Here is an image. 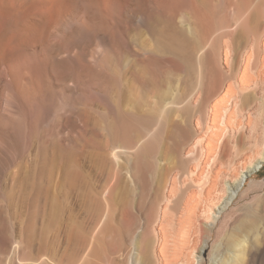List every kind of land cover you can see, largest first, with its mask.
Masks as SVG:
<instances>
[{
    "label": "bare ground",
    "instance_id": "6f19581e",
    "mask_svg": "<svg viewBox=\"0 0 264 264\" xmlns=\"http://www.w3.org/2000/svg\"><path fill=\"white\" fill-rule=\"evenodd\" d=\"M142 9L146 11L142 20L154 36L153 43L138 49L135 40L130 51L145 55L150 63L162 59L173 75L185 74L183 87L178 91L174 84L176 93L170 98L171 104L183 102L179 111L189 115L178 128L173 127L177 123L169 121L173 134L177 128L175 135L169 134L177 138L171 143L172 151L182 157L183 171L173 172L161 181V190L149 206L152 215L147 230L151 236H145L134 259L139 264H204L207 260L209 264H264V209L252 212L254 218L262 221L254 234L228 242L220 257L218 247L214 248L217 254L212 249L208 258L204 253L222 212L248 193V189L240 192L246 174L264 161V0H0V225L4 229L0 233V264H15L28 258H20L18 246L11 247L9 226L17 224V219L38 224L34 238L29 237L34 246H41L50 229L57 226L63 207L58 199L62 194L46 189V176H55L60 158L69 153L66 145L58 147L53 135L34 128L31 121L20 132L14 113L21 111L28 116L49 91L52 81L71 90L75 77L87 71L81 72L76 65V42L99 30L120 34V22ZM114 74L122 82L115 91L119 95L139 91L134 90L133 82H141V78L132 64ZM124 79L129 84L123 85ZM141 102L136 103L137 107ZM156 106L159 108L152 107L146 117L133 112L140 127L163 111L160 103ZM69 111L65 116L70 123H85ZM170 112L171 109L164 112L158 130L148 135L136 153L134 175L150 167L146 156L157 150L152 144L156 136L165 130L167 133ZM128 121L119 122L125 125L123 130L130 125ZM245 147L251 148V153L236 159ZM192 160L197 161L191 164ZM226 160L229 166L223 168ZM91 197L98 202L94 216L89 218V233L101 222L104 205L109 203L106 199L101 204L99 201L105 197L97 194ZM130 200H126L124 209L132 218L135 215ZM106 223L105 219L96 233H101ZM132 233L133 227H127L124 240L132 239ZM91 238L76 246V252H83L82 255L88 249L81 264H96V260L100 264H129V247L120 237ZM89 255L97 259L92 262ZM40 264L48 263L45 259Z\"/></svg>",
    "mask_w": 264,
    "mask_h": 264
},
{
    "label": "rangeland",
    "instance_id": "374dc122",
    "mask_svg": "<svg viewBox=\"0 0 264 264\" xmlns=\"http://www.w3.org/2000/svg\"><path fill=\"white\" fill-rule=\"evenodd\" d=\"M141 11L143 12L139 10L137 14H132L131 18H127V21L123 19L122 22L124 21L123 23L126 26L120 22V34H113V30L110 33L106 30H99L98 33L90 34L86 39H79L76 42L75 52L78 53L75 56L76 65L81 68V72L82 69L87 71L85 74L82 72V77L80 76L82 80L79 76L75 77L71 90L52 81L48 85L49 91L46 92L48 94L44 93L43 99L30 114H27L28 116L23 115L21 111L14 113V116H17V118H14L20 132H23L26 122L31 121L34 128H39L41 131L45 130L46 132H44L49 133L50 136L53 135V139L59 145L58 147L64 148L66 145L69 148V153L66 155L68 157L64 156L60 158L61 161L59 160L57 174L53 177L46 176V189H51V192L58 191L62 194L58 199L59 204L63 206L59 219L61 222L58 221L57 226H53L52 230L50 229L52 234L49 231L41 246H34V241L29 240V237L34 238V229L38 226L35 221L17 219V224L12 228L9 226V233L12 234L11 247L18 246L20 258L23 255L28 256L24 261L22 259L21 262L17 260L15 264H40L45 259L48 264H81L88 249L82 255L83 252H76V246L79 247L82 244L81 241H85L86 238L92 237L94 240L95 238H106L107 235L115 238L120 237L125 245L127 244L126 246L129 247L128 250L130 251L129 257L127 256V263L139 264L134 258L139 253L138 249L141 247L145 236L148 234L151 236L150 230H147L150 229L149 225L152 215V208H149L150 201L160 192L162 186L160 183L165 181L164 178L166 176L169 177L171 173L178 170L183 171L181 167L182 157H178L179 152L176 155L172 151L173 146L171 143L175 142L177 138L175 140L171 136L173 134L171 131L173 130H169L170 126H172L169 121L174 124L177 123L173 127L176 126L178 128V126L184 124L189 115L186 111H179L183 106V102L171 104L170 98L172 93H176L175 85L178 87L177 90L183 87L181 80H184L182 78L185 74L180 71L181 73L173 75L174 72L165 67V62L162 59L155 60L157 65L155 61L151 62V64L144 57L145 55H134V52L130 51L132 49L131 45L135 40H138V49H143L146 44L151 45L153 43L154 36L152 37L151 32L146 29L147 23L142 20V14L145 13V16L146 11L144 9ZM124 29L126 31H123ZM129 64L134 66L136 73L141 78V82H139V79H137L138 81L135 80L133 83L136 89L134 88V90L139 88V91H135L134 94L131 93L132 95H129V93L128 95L123 94L124 97L115 92L118 86L122 85V82L117 79L114 71L125 70V68L129 67ZM85 75L87 77H84ZM104 75L107 80H105ZM175 76H178L176 78L180 80H176ZM173 79L176 81L174 82ZM126 81L127 79L123 80V85L129 84ZM176 83H179L178 86ZM139 102H141L140 107L144 106L143 108L137 107L136 103ZM157 102L160 103L163 111L164 107L165 111L171 109L165 126L167 133L165 130L152 141L153 146L156 144L157 150L146 156L150 167L145 172L134 175L133 171H135L136 165L134 162L137 160L135 159L137 157L136 153L145 141L149 139L148 135L158 130L160 121L163 122L162 116L165 111H158L154 119L145 127H140L139 122L133 116V112L135 111V114L138 112L137 114L139 115L142 113L141 115L146 117L151 114L153 108H159V106H156ZM69 110L74 114L76 113L75 115L80 117L85 123L71 122L72 125L65 116L67 112H70ZM59 112H62V114ZM123 115H126V117ZM196 116L197 114L194 117ZM122 117L125 119L123 120ZM119 118L122 119L120 120L121 123H124L126 119L127 121L129 120L130 125L126 130H123L122 126L125 127V125L121 126ZM173 127L170 129H173ZM175 128L173 135L176 134L175 131L177 132V128ZM204 130L205 125L202 124L201 133ZM169 133L172 134L170 135ZM193 136L194 134L189 138V140L191 139L190 141H192ZM186 139H184L183 143L186 142ZM245 148L239 150L238 156H235L236 159L247 157L251 153V148ZM200 156L201 154L199 153L197 159ZM178 160L179 162H177ZM185 160L187 159L185 158ZM196 161L192 160L190 163L192 164ZM261 163L263 164L259 165L258 168L246 174L245 184L240 191L242 193L248 189L246 196L242 199H235L222 212L220 221L215 227L209 245L204 252L207 258L215 247H218V257L222 256V253L225 252V245L232 244V241L241 236L252 235L260 228L262 221L254 218L252 212L255 209H264V162L262 161ZM67 165L69 166L67 167ZM228 166V161H223L222 167L227 168ZM183 168L185 169V166ZM170 169L173 170L170 171ZM109 193L111 195L110 198L108 197ZM92 194H97L100 198L105 197L99 201L101 204L104 205L106 199L109 203L107 207L104 205V210L100 217L101 222L98 223L97 228L93 229L92 233H89V218L94 216L97 208L96 202H98L91 197ZM129 198L132 199L130 201L132 202V211L135 215L132 218L129 217L126 209H124L126 208V200ZM2 213L0 212V218ZM105 219L107 223L103 231L96 233L97 230L102 229L100 227ZM129 223H132V225H129ZM111 226L113 227L111 228ZM126 226L128 228L130 226L133 227V233L130 237H133V242L128 237H125L124 240L123 233L126 231ZM3 230V226L0 225V233ZM53 233H55V237H53ZM217 244L218 246H216ZM217 250L214 249L216 254ZM89 259L97 258L92 255ZM95 263L100 264L99 260H96ZM204 264H209V261L207 260Z\"/></svg>",
    "mask_w": 264,
    "mask_h": 264
},
{
    "label": "water",
    "instance_id": "95a60500",
    "mask_svg": "<svg viewBox=\"0 0 264 264\" xmlns=\"http://www.w3.org/2000/svg\"><path fill=\"white\" fill-rule=\"evenodd\" d=\"M264 162V161H263ZM263 163H261L260 165H262Z\"/></svg>",
    "mask_w": 264,
    "mask_h": 264
}]
</instances>
